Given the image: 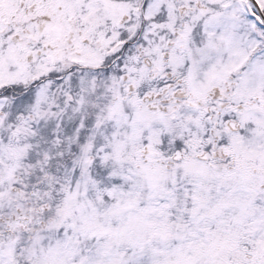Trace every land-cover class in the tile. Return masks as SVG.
Masks as SVG:
<instances>
[{
  "label": "snow or ice",
  "instance_id": "obj_1",
  "mask_svg": "<svg viewBox=\"0 0 264 264\" xmlns=\"http://www.w3.org/2000/svg\"><path fill=\"white\" fill-rule=\"evenodd\" d=\"M0 264H264V0H0Z\"/></svg>",
  "mask_w": 264,
  "mask_h": 264
}]
</instances>
